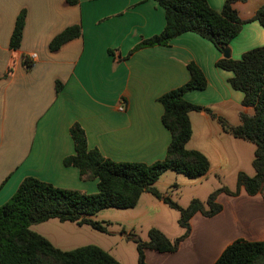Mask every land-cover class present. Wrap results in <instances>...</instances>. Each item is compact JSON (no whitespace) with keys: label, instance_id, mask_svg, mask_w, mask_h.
I'll list each match as a JSON object with an SVG mask.
<instances>
[{"label":"crops","instance_id":"0c3cea01","mask_svg":"<svg viewBox=\"0 0 264 264\" xmlns=\"http://www.w3.org/2000/svg\"><path fill=\"white\" fill-rule=\"evenodd\" d=\"M206 1L219 12L225 0ZM263 4H233L246 22L229 43L232 59L264 46V29L250 20ZM21 10L22 38L12 50L9 39ZM164 23V10L153 0H0V206L25 177L86 194L97 191L96 180L83 181L76 168L62 163L73 154L72 124L83 129L88 148L106 159L143 164L162 160L170 135L161 124L157 99L188 81L189 63L202 71L207 84L186 92V101L231 126L239 124L241 113L252 114V108L241 106L242 93L228 84L232 73L215 66L220 52L200 36L184 33L168 46L131 52L142 39L159 34ZM72 26L80 27V36L50 51L51 39ZM56 83L62 85L57 94ZM189 120L192 133L186 148L201 152L209 162L207 173L197 180L236 178L238 172L254 175V144L225 133L203 111L189 113ZM227 189L235 191L236 181ZM216 202L221 205L216 215L195 213L190 218L189 235L175 253L146 250V260L152 256L173 260L171 264H213L236 240L264 241L261 194L250 196L240 188L236 195L218 194Z\"/></svg>","mask_w":264,"mask_h":264},{"label":"trees","instance_id":"16d2710c","mask_svg":"<svg viewBox=\"0 0 264 264\" xmlns=\"http://www.w3.org/2000/svg\"><path fill=\"white\" fill-rule=\"evenodd\" d=\"M153 1L164 10V27L159 34L142 39L131 52L146 47L168 46L172 39L184 33L200 36L220 52L221 57L215 66L232 73L228 84L231 89L242 93L241 106L252 108V114L241 113L239 124L231 126L209 109L186 101V92L203 90L207 84L202 71L194 63H189L186 66L188 81L157 99L162 107L161 124L170 135L162 160L151 164L111 161L104 158L97 149L88 148L83 129L79 124H72L68 133L73 144V154L65 157L62 163L66 167L76 168L81 180H96L97 191L86 194L59 188L34 177H25L13 195L0 206V264H121L96 246L59 250L29 228L56 218L59 222L89 225L105 232L90 217L104 208H132L143 193L177 211V223L184 230L182 235L173 240L155 228L147 231L146 241L130 235L136 243L137 264H149L145 258L146 250L160 254H172L178 250L180 242L189 235V221L195 213L212 217L221 211V205L216 202L218 194L236 195L243 188L248 195L261 194L264 199V46L244 52L237 60L222 57L223 49L229 47L230 41L239 34L246 22L238 17L233 4L247 0H225L219 12L211 9L206 0ZM67 2L74 4L76 0ZM250 20H256L264 29V4ZM24 22L25 12L21 10L16 16L9 39V48L12 50L20 46ZM79 36V26L68 27L51 39L48 49L55 51ZM24 64L29 67L31 62L25 58ZM61 88L62 85L56 83L55 93ZM202 111L215 119L225 133L254 144L251 161L254 175L250 177L238 172L235 191L222 185L209 193L206 207L193 199L182 208L159 193L154 185L168 170L190 180L207 173V158L197 150L186 148L192 133L189 113ZM213 264H264V241L236 240L221 252Z\"/></svg>","mask_w":264,"mask_h":264},{"label":"rangeland","instance_id":"374dc122","mask_svg":"<svg viewBox=\"0 0 264 264\" xmlns=\"http://www.w3.org/2000/svg\"><path fill=\"white\" fill-rule=\"evenodd\" d=\"M235 181L236 178L232 175L225 176L220 181L215 177H210L207 181L190 180L182 174L168 170L159 177L154 187L182 208L193 199H197L206 207L205 201L210 188L221 187L223 184L231 189ZM178 218L177 211L143 193L132 208H104L90 217L102 226L105 232L95 230L89 225L78 226L71 222H59L56 218L31 225L29 229L62 251L96 246L121 264H137L136 243L130 235L137 240L146 241L147 231L155 228L173 240L184 232L177 223ZM152 255L159 256L153 253ZM146 261L149 264H171L173 260L148 256ZM180 261L174 264H180Z\"/></svg>","mask_w":264,"mask_h":264},{"label":"water","instance_id":"95a60500","mask_svg":"<svg viewBox=\"0 0 264 264\" xmlns=\"http://www.w3.org/2000/svg\"><path fill=\"white\" fill-rule=\"evenodd\" d=\"M222 57L223 58H229L230 57V49L229 47H226L222 51Z\"/></svg>","mask_w":264,"mask_h":264},{"label":"built area","instance_id":"2783aa9c","mask_svg":"<svg viewBox=\"0 0 264 264\" xmlns=\"http://www.w3.org/2000/svg\"><path fill=\"white\" fill-rule=\"evenodd\" d=\"M30 58H33V56H31ZM26 59H27V58H26ZM28 60H29V59H28ZM123 108H124V103H120L118 109H119V110H123Z\"/></svg>","mask_w":264,"mask_h":264}]
</instances>
